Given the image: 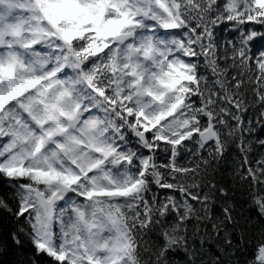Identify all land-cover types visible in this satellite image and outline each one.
Returning <instances> with one entry per match:
<instances>
[{
    "label": "clouds",
    "instance_id": "1",
    "mask_svg": "<svg viewBox=\"0 0 264 264\" xmlns=\"http://www.w3.org/2000/svg\"><path fill=\"white\" fill-rule=\"evenodd\" d=\"M251 57L264 63V0H0V98L12 97L0 108V165L17 173L0 167V185L8 198L31 201V189L50 202L39 211L68 252L62 264L89 252L78 264H264V170L249 187L223 153L208 157L216 187L191 224L135 217L147 178L164 179L152 137L173 138L170 126L209 111L215 120L218 92L255 88ZM185 87L203 94L202 108Z\"/></svg>",
    "mask_w": 264,
    "mask_h": 264
},
{
    "label": "snow or ice",
    "instance_id": "2",
    "mask_svg": "<svg viewBox=\"0 0 264 264\" xmlns=\"http://www.w3.org/2000/svg\"><path fill=\"white\" fill-rule=\"evenodd\" d=\"M165 26L176 27L175 24ZM9 27L15 29L17 26L10 24ZM190 56L192 60L197 58L195 51L191 52ZM240 57L245 58L244 51L240 52ZM252 60H256V63H251ZM246 71L255 81L256 87L247 92L232 95L218 92L217 103L220 115L215 120L212 119L213 113L209 111L203 117L193 116L191 120L185 119L170 126L173 138L159 134L152 137L155 143L151 145V148L156 152V165L153 167L159 166L163 171L164 179L155 183L153 177L147 178L146 182L151 187L145 191L135 213V217L140 220L139 227L164 223L167 228L171 229L178 225L191 224L188 219L189 215L205 208L210 194L208 189L216 187L209 185L207 180L209 169L206 165L210 155L223 153L224 157L230 159L229 149H237L240 161L239 166L233 165L234 175L238 172V179L244 181L249 187L256 182V172L264 170V155H259L257 167L241 169L243 165L251 163V157L248 155L251 145L259 144L261 148H264V138L259 136L254 138L255 133L264 130V89L259 88L260 84H264V63L256 57H251ZM184 78L192 81L197 87L199 86L196 78L191 76ZM232 80L233 84L239 87L236 82L238 74L232 77ZM184 91L192 92L197 108H202V93L187 87ZM9 99L12 97L0 98V108H3ZM196 141L203 144V150L199 155H196L199 144L194 146ZM177 152H179L178 157ZM10 165L11 161L0 167L7 169L9 176L16 175L17 173L11 170ZM144 168H149L147 160L144 161ZM141 183L142 181H135L122 195L139 191ZM157 189L164 193L163 197ZM27 192L29 196H34L33 200L29 201L24 197L17 199L16 195L8 198V190L0 185V197H4L6 205V207L0 206V249H6L5 254L11 252L14 257H19L9 264H62L66 262L68 252L64 250L63 245H60L58 249L57 245L52 242L45 220L39 211L50 202L45 201L38 192L33 193L31 189ZM34 208L37 209L35 213ZM220 211L224 216H228L226 208H221ZM154 231L159 233L158 244L161 250H164L166 243L164 233L158 229ZM131 247V241L123 246L126 255L130 254ZM85 251L88 252L87 249ZM72 255L74 258L71 264H78V261L84 259L91 262L93 259L90 252L86 256L77 253ZM257 255L264 257V248H258ZM123 258L118 257V259ZM0 264H3V261H0Z\"/></svg>",
    "mask_w": 264,
    "mask_h": 264
},
{
    "label": "trees",
    "instance_id": "3",
    "mask_svg": "<svg viewBox=\"0 0 264 264\" xmlns=\"http://www.w3.org/2000/svg\"><path fill=\"white\" fill-rule=\"evenodd\" d=\"M255 136H259L260 138H264V130L258 131L257 133L254 134V138H255ZM260 147L261 146H259V144L253 145V148L257 149V150H259ZM229 152L231 153L230 159L224 165V168H227V170L229 172L233 173V175H234L235 169H234L233 165L235 164V165L239 166L240 158L237 156V149H229ZM248 155L251 157V163L243 165V168L241 170L246 169L248 167L255 168L259 164L258 151L249 152ZM237 179H238V177H237ZM157 191L160 193L161 197H163L164 193L161 192L159 189H157ZM5 252H6V249H0V261H3V264H5L6 261L11 262V261H14L15 259L19 258V257H14L11 252H7V254H5ZM182 255H183L182 253H180V254L173 253V257L176 260H180Z\"/></svg>",
    "mask_w": 264,
    "mask_h": 264
}]
</instances>
